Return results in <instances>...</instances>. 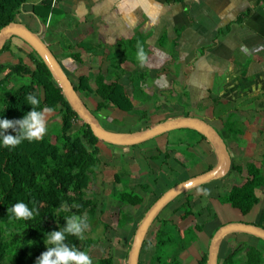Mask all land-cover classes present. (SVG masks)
I'll use <instances>...</instances> for the list:
<instances>
[{"label": "crops", "instance_id": "0c3cea01", "mask_svg": "<svg viewBox=\"0 0 264 264\" xmlns=\"http://www.w3.org/2000/svg\"><path fill=\"white\" fill-rule=\"evenodd\" d=\"M40 1L29 0L22 8L24 17H21V23L34 32L39 31V24L37 20L35 22L30 19L29 15L32 13L34 4H39ZM59 6L61 13L72 17L70 22L64 18L60 20L61 30L63 32L65 29L66 35H63L58 28L50 32L53 33L52 42L46 34H44V39L49 47L61 46L60 52L63 55L59 53V62L69 78L72 74L77 79L79 72H86L87 65L91 62L95 68L97 67V74L95 75L93 69L89 67L87 69L89 75L96 77L99 74L106 75L112 68L113 76L119 77V85L135 101V110L146 112L145 117H149L150 123L158 124L187 116L198 117L212 126H217L219 120L222 121V117L230 113L228 106L246 100L249 94L257 95L259 105L264 107V4L256 0H182L180 3L171 5L164 0H64ZM46 31H48V26L45 33ZM75 32L80 33L79 38H75L77 36ZM68 33L72 36H68ZM62 36L65 38L62 39ZM95 46L99 47V50L95 49ZM138 46L143 48L146 56L143 63L137 58ZM116 53L117 58L113 59L112 56ZM73 54H78L80 62L71 59L70 56ZM105 60L107 65L102 71V65L98 62ZM137 79L139 82H136ZM141 94L146 97H142ZM157 94L161 100L157 98ZM168 94H171L177 101L181 95L183 104H180L181 101L175 104L170 102ZM141 99L147 103L145 104ZM206 100L213 106L209 107ZM89 101L93 109L89 107L87 101L84 102L92 112L97 113L95 115L102 125L110 131L129 132L123 128L110 129L112 127L108 125H136L138 123L136 121L143 118L137 113L130 116L115 107H108L99 112L96 101L100 102V98ZM159 101H162L161 105ZM220 104L224 105L223 109L219 108ZM145 105L148 108H145ZM184 105L198 110L201 115L187 114L185 112L187 106L183 108ZM116 116L121 119L116 120ZM230 116L232 119L229 121L238 124L240 136H243L245 124L242 119L234 120L233 115ZM210 118H213V121ZM228 118L222 121L220 130H223ZM246 123L250 124L248 121ZM260 130L263 134L264 127H260ZM162 137L154 140L156 147H159L157 142H160ZM253 140L255 137L240 139L239 141L242 142L240 146L246 147L254 142ZM200 151L205 156L203 159L199 158L193 165L201 167L198 173L192 175L194 177L205 173L211 165L215 166L217 162L210 145L201 146ZM170 156L167 153V156L162 157L159 162L162 163V160L167 157V167H171L170 169L175 172H181L177 168L181 162L177 158L168 162ZM174 160H178V163ZM261 160L251 163L258 164L264 175V153L261 155ZM183 164L182 169L185 172L190 171L187 170L190 166ZM153 168L156 166L154 165ZM141 187H144L142 190L145 192L148 185L144 184ZM209 191L204 189L205 193ZM262 193L264 190L258 193L260 203L256 206L257 208L255 207L254 215L244 216L239 211L243 223L264 228ZM141 196L144 199L142 194ZM143 205L144 201L138 207ZM220 216L225 217L224 210L216 214V217ZM133 219L135 221L128 225L130 230L136 226L135 216ZM235 237L242 238V241L240 243L239 239L235 241L232 238L231 245L234 247L242 244L257 246L259 242L257 239V241H252L245 235Z\"/></svg>", "mask_w": 264, "mask_h": 264}, {"label": "trees", "instance_id": "16d2710c", "mask_svg": "<svg viewBox=\"0 0 264 264\" xmlns=\"http://www.w3.org/2000/svg\"><path fill=\"white\" fill-rule=\"evenodd\" d=\"M63 1L41 0L39 4H34L32 12L49 28L53 21L57 22L58 13H61L58 8ZM164 1L171 5L182 0ZM256 1L264 4V0ZM28 2L29 0H0V30L12 22L21 23V17H24L22 8ZM29 18L36 22L33 15H29ZM23 44L30 52L20 50L25 53L30 65L23 58H17V63L12 66L0 64V117L4 116L9 120L23 118L25 113L31 111L25 97L28 94H37L41 99V107L54 108L52 113L60 117V129L52 136L48 134L35 142L24 141L15 148L0 146V264H36L41 254L47 251L44 236L65 226L61 215L88 214L90 220H95L98 213V204L87 195L100 162L101 141L73 112L39 56L27 44ZM8 48L6 45L1 53ZM70 57L80 62L78 54ZM113 74L112 68L106 75L99 74L97 77L79 74L77 84H74L75 90L83 101L97 100L99 97L100 102L96 101L99 112L108 107H115L132 116L136 113L133 100L119 85V77H114ZM145 114L146 112H143V116ZM230 119L231 116L223 126L222 135L225 139L234 140L241 145L238 124L230 122ZM200 137L206 141L204 137ZM232 171L236 172L239 178L228 194L224 198L219 197L218 201L247 216L260 203L258 193L264 190V175L255 163L246 166L233 165ZM119 180L115 177L116 184H120ZM113 198L120 202L118 224L128 230L129 223L135 221L130 212L141 206L144 199L139 194L126 191L119 193L118 198ZM191 199L183 206L181 220H186L192 215L201 216L200 213L193 212ZM21 201L29 208L35 207L36 214L33 218L22 220L8 214V209ZM60 205L66 206V212L63 214L56 211ZM205 224L180 230L172 221L158 219L157 228L153 230L152 227L149 232L155 242L154 246L150 238L148 239L149 234L144 243V246L154 247L150 264H184L180 258L181 254L198 241ZM87 233L84 239L69 236L68 243L90 254L98 238H93ZM132 236L134 237L133 233ZM263 249L264 246L259 249L248 244L238 245L226 258L220 259L219 264H264ZM207 252L208 250L201 253L197 264H206ZM93 264L121 262L113 256H108Z\"/></svg>", "mask_w": 264, "mask_h": 264}, {"label": "rangeland", "instance_id": "374dc122", "mask_svg": "<svg viewBox=\"0 0 264 264\" xmlns=\"http://www.w3.org/2000/svg\"><path fill=\"white\" fill-rule=\"evenodd\" d=\"M62 18L66 19L67 22H70L72 20V17L70 15L67 14L64 15L63 13L61 14L58 13L57 22L53 21V24L48 28V31H46V33L44 32V34H46L47 37L51 38V42L53 41L52 40L53 33L51 34L50 32H53L55 29L60 28L61 33H63V35H66L67 31L63 29L62 32L61 30L62 25L60 20ZM24 20H26V18ZM48 32L49 34H47ZM57 34L59 35L60 33ZM79 34L80 33H77V36L75 38H79ZM68 36H72V35L68 33ZM64 38L65 37H63L62 39ZM7 45L9 47L8 50L0 54L1 65L12 66L15 63H17V58H23L24 60L27 61L29 65L31 64L30 62H28L27 58H25L26 56L25 53L20 50L23 49L26 52H30L29 49L23 44V42L17 39H12V41L8 42ZM95 47H96L95 49L99 50V47L97 46ZM50 49L55 54L58 60L60 59L59 53L63 55V53L60 52V49H62L61 46L59 47L53 46L50 47ZM93 56L95 57V55ZM132 56H134L133 53ZM112 58L116 59L117 53L113 55ZM98 63L99 65H102L101 68L103 71L105 66L107 65L106 60L104 62L99 61ZM89 67L93 69V73L96 75L97 67L96 68L94 67L93 62L87 65V69H89ZM87 69L86 72H79V74L89 76ZM70 75H71L70 78H72L73 82L76 84L77 83L76 77L72 76V74ZM136 82H139L138 79L136 80ZM136 86H138V84H136ZM250 95L251 94H249V97L246 100H242L238 103H234L233 106L232 105L228 106L231 110L230 113L233 115V119L234 120L242 119L243 124H245V128L243 129L244 130L243 136H240L238 138L246 140V138L252 139L253 137H255V140H253L254 142L250 143L246 147H241L237 142L229 141V151L232 156L234 165L246 166L248 163L260 161L261 155L264 153V132L262 134L260 130V127H264V107H261L259 105L260 102L258 100L257 95L255 96L254 95L250 96ZM141 96L146 97L142 94ZM167 97L169 98V101L173 102L174 104L177 102L180 103V101H181L180 104H183L182 103L183 97L181 95L179 96L178 101L176 99H173V96L171 94H168ZM157 98L161 100L159 94H157ZM142 102H145V104L147 103L144 100H142ZM87 103L89 104V107L93 109L91 102L87 101ZM133 103H135V101H133ZM159 103L161 105L162 101H159ZM207 103H209V107L213 106L211 102L207 101ZM185 106H187V110H185L187 114H190L191 116L201 115V113L198 110L190 109L188 105H184L183 108H185ZM223 106L224 105L220 104L219 108L223 109ZM144 107L148 108V106L146 105ZM172 112L177 113L176 111H172ZM136 113L139 117L143 116L142 110L139 111L138 109ZM230 113L222 117V121L228 118V116L231 115ZM117 114L120 115L119 113ZM115 119L120 120L121 117L116 116ZM222 121L219 120V122L217 123V126L219 128H222ZM247 121L250 124H247L246 123ZM136 122H138L136 125H130V124L126 126L121 124H113V125L106 124V125L111 126L112 128L110 129L123 128L129 132H135L145 129L149 125L155 124V122L150 123L148 116L147 117L143 116L142 119ZM59 129H60V117L55 116V113L49 114L48 131L44 136L48 134L52 136ZM220 133L224 134L223 130H220ZM163 139L167 140V142H164ZM99 143H100L99 147L101 150L99 154L100 162L97 166V169L89 186L88 195H87L88 198L93 199L98 204V210H97L98 213L96 219L90 220L88 218L90 221V227L87 231L88 232L87 235L93 238H98V240L92 246L89 255L92 258L93 262L101 258L113 256L116 258V260H119L121 264H125L130 243L133 238L132 233L134 235L137 225L144 216L145 212L148 210L150 205H152L156 201V199H158L163 194V192H165L164 190H167L168 188L173 187L176 184H179L180 182L187 180L186 179L187 176L192 178V175H195V173L199 172V169L201 167H199L198 165L197 166H193V165L197 163L196 161L199 158L203 159V156H205V154H203L202 151H200V147L201 146L206 147L209 146V144L206 141H203L197 133L189 130H178L172 133H168L165 136L163 135V137L160 138V142L159 141L157 142L159 144V147H156V142H154V140L130 148H123V147L115 148L114 146H110L106 143H101V142ZM167 153L171 155L168 162L169 161L171 162L173 158H177L181 162L180 166L177 167L179 170H181V172L178 171L175 172L172 169H170L171 167L169 166L167 167V159H168L167 157L162 160L163 161L162 163L159 162V160L162 157L164 158L165 155L167 156ZM178 160H174L175 163H178ZM183 163L187 164V167L190 166L187 169L190 171L185 172V170L182 169L184 165ZM150 164L152 165L148 167V165ZM154 165L156 166V168H153ZM182 173H184L185 175H183ZM115 177H118L120 179L119 180L120 184L115 183ZM238 178H239L238 174L232 171L227 177H225L222 180H219L220 183L221 181H223L222 182L223 184L222 183L220 184L219 181H214L208 185H204L198 189H195L194 191L192 190L189 195L186 194V195H182L181 197H178L175 201H173L170 205H168V207H166L165 210H163V212L160 214L159 220H170L173 223H175L180 230H184L188 227H194L197 224L200 225L206 223L205 229L200 234V238L198 239V241L195 244H193L188 250H186L181 254L180 258L184 264H197L198 260L201 258V253L208 250L207 249L208 244L210 242L213 232L219 229L222 225L230 222H236L237 220L238 222H243V220L241 221L240 219L241 214L238 210L232 209V207L228 204L223 205L224 206L223 209V207L217 201L219 197L224 198V196L228 194V191L231 190V187L234 185L235 182H237ZM144 183L148 185L147 191L145 192L142 190V188L144 189V187H141V185H144ZM157 185L159 186L158 188ZM204 189H207L208 191L210 189V191L205 193ZM134 190L138 191L144 196V205L142 207H136V209H132L134 212V216L137 220V225L134 229L132 230L128 229L127 231V229L121 228L118 224V219H119L118 213H119L120 203L116 202L113 196H116L118 198L119 193H123V191H126L127 193L132 192L134 194H139ZM161 190H163V192ZM149 192H151V194H149ZM191 197L193 199H191ZM189 199L192 200L191 207L193 209V212L200 213L201 216L195 217L192 215L189 216L186 220H181L180 217L184 213L183 206L185 205V202ZM262 199L264 203V193H262ZM256 208H254L252 210V213L250 214L254 215ZM223 210L225 213V217L220 216L216 218L215 215L216 212L220 211L217 212V214H219ZM157 225H158V220L155 221L153 225V230L157 228ZM245 237L250 238L252 241H257L256 238L247 235ZM149 238L151 243H153L152 246H154L155 242L152 240V237H150V234L148 236V239ZM232 238L235 241L239 239L238 242L240 243L242 241V238L233 236L230 237L229 241L224 242L221 247L222 248L220 255L221 259L226 258L228 254H230L232 250L236 248L231 245ZM257 243H258L257 246L255 244L254 245L257 248L262 249L264 246V242L262 241L260 242L259 240V242ZM152 246L149 247L145 245L143 247L140 258V264H150V260L152 259L154 252V247L152 248Z\"/></svg>", "mask_w": 264, "mask_h": 264}, {"label": "water", "instance_id": "95a60500", "mask_svg": "<svg viewBox=\"0 0 264 264\" xmlns=\"http://www.w3.org/2000/svg\"><path fill=\"white\" fill-rule=\"evenodd\" d=\"M31 15L36 18L39 24V31L34 32L20 22L8 24L0 30V54L13 38H17L27 44L48 68L53 80L62 90V94L73 112L84 124L90 127L93 135L99 141L114 147L130 148L155 140L168 133L178 130H190L204 137L214 151L217 162L212 169L170 188L145 212L137 225L125 261V264H140L145 240L163 210L178 197L214 181L222 180L230 174L233 159L227 144L215 127L198 117H178L163 121L152 128H145L135 132H114L106 129L76 92L75 86L63 65L46 43L44 32L47 25H43L33 12ZM235 235H247L264 242L263 227L243 222L225 224L217 229L210 239L206 264H219L223 243Z\"/></svg>", "mask_w": 264, "mask_h": 264}, {"label": "clouds", "instance_id": "9594fccd", "mask_svg": "<svg viewBox=\"0 0 264 264\" xmlns=\"http://www.w3.org/2000/svg\"><path fill=\"white\" fill-rule=\"evenodd\" d=\"M137 58L141 63L146 60L142 47H139ZM25 99L26 104L31 106V111L25 113L23 118L9 120L4 116L0 117V146L15 148L24 141L41 140L47 133L48 115L54 111V108L41 107V99L37 94H28ZM56 211L63 214L66 212V206L60 205ZM8 214L16 219L28 220L36 214V209L29 208L21 201L9 208ZM61 217L65 220V226L44 236L47 251L41 254L36 264H93L87 251H81L74 244L68 243L69 236L84 239L90 227L87 214L72 213Z\"/></svg>", "mask_w": 264, "mask_h": 264}, {"label": "flooded vegetation", "instance_id": "af4514ba", "mask_svg": "<svg viewBox=\"0 0 264 264\" xmlns=\"http://www.w3.org/2000/svg\"><path fill=\"white\" fill-rule=\"evenodd\" d=\"M11 41H12V40H11ZM71 80H72V82H73V79H71ZM73 84H75V83L73 82ZM210 119H211V121H213V118H210ZM214 119H217V118H214ZM158 124H159V123H158ZM155 125H157V124L149 125V126L146 127V128H152V127L155 126ZM213 127H215V128L219 131V133H220V129H219L218 126L214 125ZM220 135H221V137L224 139V141L226 142L227 147H228V149H229V142H228V140L225 139L221 133H220ZM233 165H234V163L232 164V166H233ZM213 167H214V166L211 165V167H209V169H207V171H209V170L212 169ZM207 171H206V172H207ZM231 172H232V169H231ZM231 172H230V173H231ZM192 177H193V176H192ZM190 178H191V177L187 176L186 179L188 180V179H190ZM185 181H186V180H185ZM182 182H184V181H182ZM180 183H181V182H180ZM144 184H145V183H144ZM128 185H129V184H128ZM176 185H177V184H176ZM176 185H175V186H176ZM173 187H174V186H173ZM170 188H172V187H170ZM170 188H169V189H170ZM169 189H168V190H169ZM193 191H194V190H193ZM165 192H166V191H165ZM165 192H164V193H165ZM190 192H191V191H190ZM190 192L187 193V194L189 195ZM164 193H163V194H164ZM185 195H186V194H185ZM180 197H181V196H180ZM119 203H120V202H119ZM185 203H187V201H186ZM220 205L223 207L224 204H220ZM150 207H151V205H150ZM150 207H149V208H150ZM149 208H148V209H149ZM217 212H220V211H217ZM217 212H216V214H217ZM221 212H222V211H221ZM130 214L133 215L134 212L132 211V212H130ZM216 214H215V215H216ZM133 216H134V215H133ZM159 217H160V216H159ZM158 219H159V218H158ZM158 219H157V220H158ZM235 236H236V235H235ZM228 241H229V240H228ZM207 249H208V248H207ZM220 259H221V258L219 257V260H220Z\"/></svg>", "mask_w": 264, "mask_h": 264}]
</instances>
